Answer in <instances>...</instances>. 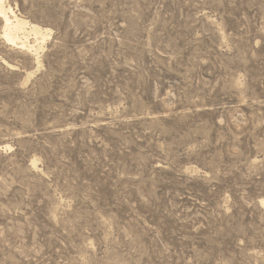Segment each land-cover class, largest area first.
Here are the masks:
<instances>
[{"label":"rangeland","instance_id":"1","mask_svg":"<svg viewBox=\"0 0 264 264\" xmlns=\"http://www.w3.org/2000/svg\"><path fill=\"white\" fill-rule=\"evenodd\" d=\"M5 1L0 264H264V0Z\"/></svg>","mask_w":264,"mask_h":264},{"label":"bare ground","instance_id":"2","mask_svg":"<svg viewBox=\"0 0 264 264\" xmlns=\"http://www.w3.org/2000/svg\"><path fill=\"white\" fill-rule=\"evenodd\" d=\"M0 17L4 22L3 33L6 39L14 43L20 42L23 47H27L33 51L37 56V60H39L42 45H30L28 36L30 34H34L36 36V40L39 38L45 39L47 36L45 33L46 30H44L41 26L20 17L15 10L6 3L5 0H0ZM39 63L41 62L39 61ZM32 74L33 72H31L29 76Z\"/></svg>","mask_w":264,"mask_h":264}]
</instances>
